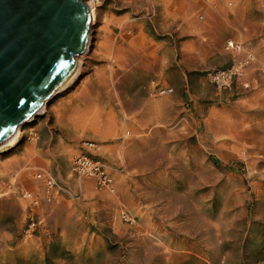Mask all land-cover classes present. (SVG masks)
I'll return each instance as SVG.
<instances>
[{"label":"rangeland","instance_id":"1","mask_svg":"<svg viewBox=\"0 0 264 264\" xmlns=\"http://www.w3.org/2000/svg\"><path fill=\"white\" fill-rule=\"evenodd\" d=\"M97 15L82 72L0 150V264H264V0Z\"/></svg>","mask_w":264,"mask_h":264},{"label":"water","instance_id":"2","mask_svg":"<svg viewBox=\"0 0 264 264\" xmlns=\"http://www.w3.org/2000/svg\"><path fill=\"white\" fill-rule=\"evenodd\" d=\"M88 0H0V144L75 69L89 30Z\"/></svg>","mask_w":264,"mask_h":264},{"label":"bare ground","instance_id":"3","mask_svg":"<svg viewBox=\"0 0 264 264\" xmlns=\"http://www.w3.org/2000/svg\"><path fill=\"white\" fill-rule=\"evenodd\" d=\"M99 4V0H88V2H86V7L88 9V14H89V19H90V23H89V30H88V39H87V43L83 49V51L77 56L76 61H75V69L72 72V74L70 75V77L68 78V80L62 84V86L55 92V94L48 99L47 101H45L41 108L39 109V111L33 116L30 117L28 119V121L23 124L22 126H18L13 133L10 135V137H8L3 143L0 144V150L2 148L5 147H13L18 141L20 136L22 135L24 128L31 122H33L37 116L41 115L48 107V105L55 100L56 98H58V96L63 93L70 85L71 83H73L75 81V79L78 77V75L82 72V65L84 64V61L86 59H88V57L90 56V46H91V35H92V31H93V26L96 23L97 20V7ZM124 23V22H123ZM104 31H107L106 29H103ZM105 33V32H104ZM111 33V32H110ZM107 47V48H106ZM108 51V46L107 43L102 42L97 46V51ZM48 112V111H47ZM242 139V138H241ZM245 139V138H244ZM36 163V162H35ZM44 167V166H43ZM41 168V167H40ZM21 172V171H20ZM17 175V174H16ZM38 176H40V178H38ZM37 179H41L43 181H45V178H42V175H38ZM18 179V178H17ZM17 181V180H16ZM25 183V182H24ZM27 185V183H26ZM30 186V185H29ZM33 188V187H32ZM10 192V191H9Z\"/></svg>","mask_w":264,"mask_h":264},{"label":"built area","instance_id":"4","mask_svg":"<svg viewBox=\"0 0 264 264\" xmlns=\"http://www.w3.org/2000/svg\"><path fill=\"white\" fill-rule=\"evenodd\" d=\"M226 50L231 52L240 53L242 46L236 42L230 41L226 43ZM253 57L251 54L246 55V62H251ZM234 75L233 70L225 72H217L214 74L213 80L217 84L229 85L231 83L232 76ZM71 172L80 177L92 178L100 188L110 189L112 187V179L110 175L105 171L104 167L95 158L89 155L77 156L71 165ZM40 178V176H38ZM51 181H46V185L50 188Z\"/></svg>","mask_w":264,"mask_h":264}]
</instances>
